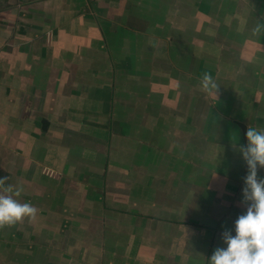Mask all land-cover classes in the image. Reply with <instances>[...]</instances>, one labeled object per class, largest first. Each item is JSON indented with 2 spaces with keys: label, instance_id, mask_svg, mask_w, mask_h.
I'll return each mask as SVG.
<instances>
[{
  "label": "crops",
  "instance_id": "crops-1",
  "mask_svg": "<svg viewBox=\"0 0 264 264\" xmlns=\"http://www.w3.org/2000/svg\"><path fill=\"white\" fill-rule=\"evenodd\" d=\"M258 21L264 0H0V178L38 209L0 264H210L264 129Z\"/></svg>",
  "mask_w": 264,
  "mask_h": 264
},
{
  "label": "clouds",
  "instance_id": "clouds-1",
  "mask_svg": "<svg viewBox=\"0 0 264 264\" xmlns=\"http://www.w3.org/2000/svg\"><path fill=\"white\" fill-rule=\"evenodd\" d=\"M253 35H264V24L258 21ZM200 88L209 96H219L220 87L209 72L201 77ZM246 140V145L237 147L247 167L242 189L246 212L235 221V235L230 230L222 233L227 247L216 248L210 264H264V177L258 175L264 170V129L249 126ZM6 180L0 178V229L35 221L38 209L20 202L23 189L6 185Z\"/></svg>",
  "mask_w": 264,
  "mask_h": 264
}]
</instances>
